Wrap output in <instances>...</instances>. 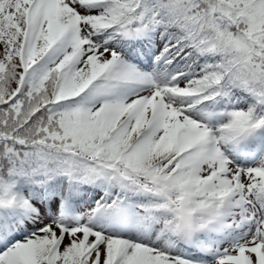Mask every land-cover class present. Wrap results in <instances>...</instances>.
<instances>
[{
    "label": "snow or ice",
    "instance_id": "obj_1",
    "mask_svg": "<svg viewBox=\"0 0 264 264\" xmlns=\"http://www.w3.org/2000/svg\"><path fill=\"white\" fill-rule=\"evenodd\" d=\"M0 264H264V0H0Z\"/></svg>",
    "mask_w": 264,
    "mask_h": 264
}]
</instances>
